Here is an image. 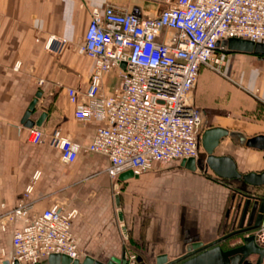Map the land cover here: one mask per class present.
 Returning <instances> with one entry per match:
<instances>
[{"label": "crops", "instance_id": "crops-1", "mask_svg": "<svg viewBox=\"0 0 264 264\" xmlns=\"http://www.w3.org/2000/svg\"><path fill=\"white\" fill-rule=\"evenodd\" d=\"M108 7L123 13L138 9L146 20L165 9L163 0H0V216L21 203L29 205L34 215L65 204L79 213L72 231L81 260L91 257L107 264L113 258L123 260L127 251L135 249L145 264H156L161 256L173 262L193 244L206 246L219 240L227 220L226 234L231 232L233 204L244 199L243 194L262 191L239 181L219 182L201 162L196 172L186 170L181 162L155 164L136 179L122 181L111 179L109 160L99 154L82 152L73 164L61 161L60 151L50 141L56 128L86 148L103 127L98 121L76 120L77 107L70 103L68 90L85 93L90 86L94 63L76 48L84 41L93 10ZM51 38L67 46L49 52L46 44ZM161 40L168 42L169 36ZM224 74L201 69L192 92L193 105L204 113L205 130L264 136V61L229 53ZM118 84L117 71L103 76L105 92ZM38 93L42 96L31 120L37 122L45 112L48 117L40 127L45 140L34 145L22 121ZM218 155L232 156L243 174L264 172V152L229 139ZM37 173L40 178L27 196ZM117 195L128 240L118 218ZM22 226L11 224L0 230V264L13 259L14 230ZM240 241H232L231 246ZM48 259L41 264H49Z\"/></svg>", "mask_w": 264, "mask_h": 264}, {"label": "built area", "instance_id": "built-area-1", "mask_svg": "<svg viewBox=\"0 0 264 264\" xmlns=\"http://www.w3.org/2000/svg\"><path fill=\"white\" fill-rule=\"evenodd\" d=\"M163 3V12L151 20L143 19L138 9L131 13L112 7L93 10L84 41L76 48L80 56L94 63L90 86L85 93L69 89L68 97L77 107L78 122L98 121L103 127L86 148L56 128L50 141L64 164L75 163L82 152L99 154L109 160L107 173L117 180L128 172L141 176L155 164L199 159L205 119L202 110L193 105L192 92L200 71L204 68L225 77L229 53L218 47L220 42L239 39L264 44V0ZM164 35L169 36L168 42L161 40ZM66 46L67 42L51 38L46 50L58 53ZM114 71L119 84L105 92L103 76ZM44 140L40 128L29 129L31 144ZM39 178L35 174L27 196ZM244 199L232 206V231L238 228L242 209L238 213L237 208L244 206ZM78 216V211L65 204L34 215L29 205L21 203L2 214L0 230L23 224L14 230V257L4 264H41L52 255L79 260L81 252L72 231ZM253 234L256 243L264 246V219ZM123 262L145 264L133 250L124 254Z\"/></svg>", "mask_w": 264, "mask_h": 264}, {"label": "water", "instance_id": "water-1", "mask_svg": "<svg viewBox=\"0 0 264 264\" xmlns=\"http://www.w3.org/2000/svg\"><path fill=\"white\" fill-rule=\"evenodd\" d=\"M225 48L228 53H240L254 55L264 61V44L253 43L246 40L231 39L218 43V47ZM125 67V65H123ZM42 94L38 93L34 101L30 104L22 124L29 129L34 127L40 128L47 119L46 112L42 114L37 122L31 120L32 115L36 112L39 100ZM230 140L233 144L240 147L264 152V136L248 138L238 132H229L222 128H211L205 130L202 137V147L206 153L204 170L213 173L219 179L225 181H239L245 186L253 189L264 188V172L248 173L239 172L234 158L230 155H218V150L223 142ZM181 166L188 171L196 172L200 168V161L191 159L183 161ZM136 179L132 172L120 176L122 181ZM246 202L238 205V213L242 209V215L238 228L227 233L228 220L223 228L222 237L216 242L203 245L193 244L187 248L186 255L178 260L169 262L166 256L157 259L156 264H264V246L256 243L254 232L261 228L264 219V197L254 195H243ZM116 206L118 218L121 224L122 232L126 240L129 238L128 229L122 210L121 197L116 196ZM240 239L241 243L229 246L228 249L222 247L225 243H230ZM49 264H103L91 257L84 260H72L64 255H52L48 259ZM18 264V263H15ZM107 264H124L123 260L113 258Z\"/></svg>", "mask_w": 264, "mask_h": 264}, {"label": "trees", "instance_id": "trees-1", "mask_svg": "<svg viewBox=\"0 0 264 264\" xmlns=\"http://www.w3.org/2000/svg\"><path fill=\"white\" fill-rule=\"evenodd\" d=\"M214 179L215 180H217V181H219V182H224V183H228L227 181H225V180H222V179H219V178H216V177H214ZM253 191H262V195H256V194H254V193H246V195H254V196H258V197H264V188H261V189H253V188H251ZM237 191V190H236ZM243 193H245V192H243ZM243 195H245V194H243ZM133 250V249H132ZM134 252H136L139 256H140V253L137 251V250H133Z\"/></svg>", "mask_w": 264, "mask_h": 264}, {"label": "rangeland", "instance_id": "rangeland-1", "mask_svg": "<svg viewBox=\"0 0 264 264\" xmlns=\"http://www.w3.org/2000/svg\"><path fill=\"white\" fill-rule=\"evenodd\" d=\"M205 160H206V153H205V151H204V149L202 147L200 155H199V161L203 164V163H205ZM254 194L257 195V193H254ZM260 195H262V193Z\"/></svg>", "mask_w": 264, "mask_h": 264}, {"label": "flooded vegetation", "instance_id": "flooded-vegetation-1", "mask_svg": "<svg viewBox=\"0 0 264 264\" xmlns=\"http://www.w3.org/2000/svg\"><path fill=\"white\" fill-rule=\"evenodd\" d=\"M232 242H230L229 244L228 243H225L222 245L223 248L225 249H228L229 246H231Z\"/></svg>", "mask_w": 264, "mask_h": 264}]
</instances>
